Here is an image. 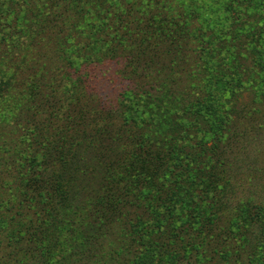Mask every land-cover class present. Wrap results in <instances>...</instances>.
I'll use <instances>...</instances> for the list:
<instances>
[{"label":"trees","instance_id":"1","mask_svg":"<svg viewBox=\"0 0 264 264\" xmlns=\"http://www.w3.org/2000/svg\"><path fill=\"white\" fill-rule=\"evenodd\" d=\"M85 1L94 6V0ZM142 1H145L146 9L143 13L152 16L147 23L154 28H140L137 25L142 24L137 23L132 32H127L129 37L120 39L122 45L119 47L106 41L98 46V50L81 49L88 56L96 52L108 61L117 54L125 56L120 77L131 82L136 80L137 84L122 94L116 110H99L98 101L91 97L83 99L85 107L79 109L76 98L83 95L84 85L82 81L68 77L65 89L60 94L58 92L56 98L53 94H46L39 101L40 116L46 121L50 119L49 123L33 126L26 145L22 142L10 145L8 139L0 144L7 148L9 160L17 165L13 175L17 181L33 175L38 186L49 193L50 200L42 196L46 203L39 207V212L52 218V223L60 213L67 211V202L63 201L72 190L69 183H85L81 193L90 200L83 198V201L88 213L97 216L102 226L113 224L117 208L112 205L118 202L104 193L106 186L110 195L117 188L125 189L133 193L130 202H150L151 207L143 206L149 215L142 236L145 242L141 240L136 252L138 256L129 264H161L162 259L170 255V250L162 242L167 238L163 236L162 225L163 228L187 224L193 227L192 218L209 223L204 240L198 239V246L195 242L196 248L193 247L202 252L204 249L200 246L208 243L210 238L216 242L210 250L217 254L220 246L229 243V238L221 240L220 233H217L221 224L220 210L208 203L219 202V207L224 206V196L231 186L223 183L226 162L221 158L222 144L224 149L230 148L229 135L243 121L248 124L257 116L264 123V0L138 2ZM232 1L236 2L232 4ZM110 2L122 3L120 0ZM70 9L75 11L76 7L72 5ZM168 9L180 10V13L177 11L179 26L170 27L174 21L167 15ZM64 11L69 8H61L59 14L65 25ZM114 33L116 30L109 32L108 29L101 31L100 35L111 39ZM96 46L89 47L96 49ZM58 55L60 62L73 67L69 57ZM96 58L92 56L88 61ZM231 87L235 89V100L243 97V92L245 94L248 89L258 93L254 101L261 109L250 112L246 106L240 111L234 110L227 129L223 111L207 106L209 101L206 98L210 89ZM52 100L57 106H51ZM1 171L6 173L7 169ZM98 178L99 190L92 186ZM62 184L70 189L59 190ZM219 184H222L220 192ZM6 190L5 183L0 185V210L7 207L3 205L7 196L16 199ZM176 200L181 202L175 206ZM101 201H107L105 207ZM263 217L260 212L257 219ZM248 219L251 220L250 214ZM67 224L69 227V221ZM195 224L202 226L199 222ZM54 227L59 232L68 228L65 222ZM13 228V225L6 227L15 233ZM44 229L48 232L42 237L53 228L40 226V236ZM50 235L51 238L45 240L47 244L41 240L31 241L32 249L38 254L58 249V236ZM181 247L183 254L192 252L187 245ZM73 255L66 251L57 263L75 264L77 256Z\"/></svg>","mask_w":264,"mask_h":264},{"label":"rangeland","instance_id":"2","mask_svg":"<svg viewBox=\"0 0 264 264\" xmlns=\"http://www.w3.org/2000/svg\"><path fill=\"white\" fill-rule=\"evenodd\" d=\"M120 1L122 3L117 5L110 0H94V6H90L85 0L0 1V143L8 139L10 145L18 142L26 145L33 126L49 123L50 119L46 121L40 116L37 109L39 101L46 94H53L56 98L58 92L60 94L65 89L68 77L82 81L84 85L83 95L75 97L79 109L85 107L83 99L91 97L98 101L99 110H116L122 94L137 84L136 80L131 82L120 77V71L126 62L125 56L117 54L113 60L108 61L96 52L88 56L81 49L98 50V46L106 41L119 47L122 45L120 39L129 37L127 32H132L135 27L154 28L147 23L152 16L143 13L146 10L145 1ZM235 2L232 1V4ZM72 5L76 7L75 11H71ZM67 7L69 11L62 12L67 22L64 25L59 14L61 8ZM177 11L180 13V10ZM177 11H166L174 21L173 25L170 24L172 28L179 26ZM160 15L162 18L163 11ZM108 29L109 32L116 30L111 39L100 35L101 31ZM95 45L96 49L89 47ZM58 54L69 57L73 67L67 66V62H60ZM92 56L97 58L89 62L88 59ZM231 88L210 89L206 98L209 101L207 106L223 111L227 129L231 122L229 117L233 119L234 110L240 111L246 106L250 108V112L252 109H261L254 101V97L259 96L258 93L248 89L245 94L243 92V97L235 100V89ZM56 104L52 100L51 106H57ZM238 127L229 135L230 148L224 149L222 144L220 150L221 158L226 162L223 183L231 185L224 196V206L219 207V202H208L214 209L220 210L218 215L221 227H218L217 233H220L221 240L229 238V243L224 247L220 246L218 253L214 254L210 248L216 242L208 238V243L204 242L200 246L204 249L202 252H205L202 255L201 250L195 248L198 246V239L204 240L209 223L192 218L190 223L193 227L187 224L183 227L173 225V228H163L162 225L163 236L167 237L162 242L170 250V255L162 259L161 264H264V217L257 219L260 212L264 214V123L256 116L248 124L243 121ZM225 133L228 135V132ZM6 149L0 144V177L3 176L0 178V185L5 183L6 191L16 199L7 196V201L3 202L7 207L0 210V264H58L57 259L60 260L61 256L63 258L66 251L67 254L71 251L73 256H77L75 264H129L138 256L137 248L141 240H144L142 236L149 219L143 206L151 207L150 202H130L133 193L125 189L117 188L110 195L106 186L104 193L118 202H113L115 205H112L117 208L113 218L115 220L113 224L110 223L112 226H102L103 223L97 216L88 213L83 201L85 197L81 190L85 183H69L72 190L63 201L67 202V211L60 213L52 223V218L39 212V207L46 203L42 196L49 199V193L38 186L33 175L17 181V177L13 176L17 165L9 160ZM20 149L25 150L24 147ZM10 154L14 157L11 152ZM6 169V173H1V170ZM99 179L92 182L97 190L100 189ZM23 181L27 182L21 183ZM56 188L57 186L54 191ZM69 189V186L62 184L59 190L65 192ZM221 189L222 184H219L218 191ZM101 202H104L105 207L107 201ZM174 202L176 206L181 201ZM242 207L243 210L240 211ZM59 222H65L68 231H57L54 226ZM197 222L202 226H197ZM46 224L53 229L42 237L48 230L44 229L41 236L38 231L40 232V226L47 228ZM7 225H13L15 233L6 229ZM51 233L58 236V249L42 254L32 249L31 241L41 240L40 242L47 244L45 240L51 238ZM182 245L189 246L192 252L183 254Z\"/></svg>","mask_w":264,"mask_h":264}]
</instances>
